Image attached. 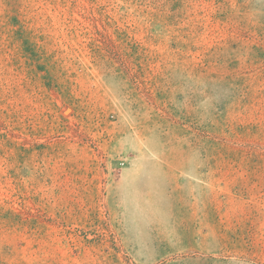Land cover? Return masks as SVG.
Returning a JSON list of instances; mask_svg holds the SVG:
<instances>
[{
	"label": "rangeland",
	"instance_id": "rangeland-1",
	"mask_svg": "<svg viewBox=\"0 0 264 264\" xmlns=\"http://www.w3.org/2000/svg\"><path fill=\"white\" fill-rule=\"evenodd\" d=\"M0 264H264V0H0Z\"/></svg>",
	"mask_w": 264,
	"mask_h": 264
},
{
	"label": "bare ground",
	"instance_id": "bare-ground-1",
	"mask_svg": "<svg viewBox=\"0 0 264 264\" xmlns=\"http://www.w3.org/2000/svg\"><path fill=\"white\" fill-rule=\"evenodd\" d=\"M171 145H174V144H171ZM171 145H168V150L166 152V155L169 156L170 158H174V157L177 158L176 154L178 152H180V148H177V146L174 147L175 145L174 146H171ZM182 154H184V153H182ZM177 165H179V163H177ZM168 166L170 167V165H168ZM183 202L187 203V201L185 199H183Z\"/></svg>",
	"mask_w": 264,
	"mask_h": 264
},
{
	"label": "built area",
	"instance_id": "built-area-1",
	"mask_svg": "<svg viewBox=\"0 0 264 264\" xmlns=\"http://www.w3.org/2000/svg\"><path fill=\"white\" fill-rule=\"evenodd\" d=\"M123 163H124V162H123ZM123 163H122V164H123Z\"/></svg>",
	"mask_w": 264,
	"mask_h": 264
}]
</instances>
